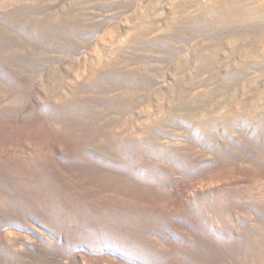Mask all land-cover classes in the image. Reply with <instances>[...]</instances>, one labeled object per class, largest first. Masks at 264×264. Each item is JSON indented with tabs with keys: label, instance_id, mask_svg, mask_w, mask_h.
I'll list each match as a JSON object with an SVG mask.
<instances>
[{
	"label": "rangeland",
	"instance_id": "rangeland-1",
	"mask_svg": "<svg viewBox=\"0 0 264 264\" xmlns=\"http://www.w3.org/2000/svg\"><path fill=\"white\" fill-rule=\"evenodd\" d=\"M261 39L264 0H0V264H264Z\"/></svg>",
	"mask_w": 264,
	"mask_h": 264
},
{
	"label": "bare ground",
	"instance_id": "bare-ground-1",
	"mask_svg": "<svg viewBox=\"0 0 264 264\" xmlns=\"http://www.w3.org/2000/svg\"><path fill=\"white\" fill-rule=\"evenodd\" d=\"M130 2H132L133 3V1H130ZM137 2H135V4H136ZM181 4V3H180ZM179 8H180V5H179ZM141 7H139V8H137V10L134 12V14L132 15V16H134L135 18H139V13L141 12ZM146 11H149L147 8H146ZM143 12V11H142ZM75 13V12H74ZM143 14V13H142ZM71 17V16H70ZM70 17H68V23H67V26H73L74 24H73V21L71 20L72 19V17L70 18ZM56 19H61V20H63L62 19V17H59V16H57L56 17ZM55 19V20H56ZM74 19V18H73ZM176 19V18H175ZM174 19V21H173V23H172V26L171 27H173V26H176V23H177V19L175 20ZM54 20V21H55ZM58 21V20H57ZM52 25H54V24H51V23H47V22H40L39 23V27L40 28H42V29H51V31H53V26ZM139 25H141V26H143V24H140L139 23ZM77 26V25H76ZM153 26H157V24H155V25H153ZM36 27H37V25H36ZM38 27V28H39ZM174 28V27H173ZM46 39H48V41L49 40H52L53 38H49V34H48V36H47V38ZM143 40L141 39V41L140 42H142ZM145 41V40H144ZM143 41V42H144ZM261 42H264V40L263 39H261L260 40ZM221 43V42H220ZM151 44V43H150ZM247 45H250V46H252V47H257L258 45H259V43H249V44H247ZM264 47V46H263ZM232 48V47H231ZM240 49L239 48H236L235 46H233V51H234V54L235 53H237V51H239ZM247 50V49H246ZM243 53V52H242ZM247 54V53H246ZM232 57V56H231ZM233 59V58H232ZM234 61V60H233ZM264 61V60H263ZM244 63V62H243ZM236 64V63H235ZM235 64L234 63H232L231 65H230V69L228 70V72H227V75H226V77H227V79L228 78H231V77H233L234 79H235V82H234V86L237 84V86L239 85V84H243V77H246L245 76V73H244V66L243 67H240V66H235ZM245 64V63H244ZM111 65V64H110ZM237 65H239V64H237ZM118 68H120V67H118ZM120 72V71H119ZM118 73V72H117ZM245 82H247V81H245ZM226 85V84H225ZM228 89H229V91H228V93H229V95H227V96H229L230 97V100L232 99V96L233 97H235L234 96V92L232 91V89L234 90V88H230V87H228ZM237 89V88H236ZM228 97V98H229ZM229 100V101H230ZM233 100V99H232ZM221 104V101L216 105V106H218V105H220ZM215 106V105H214Z\"/></svg>",
	"mask_w": 264,
	"mask_h": 264
}]
</instances>
